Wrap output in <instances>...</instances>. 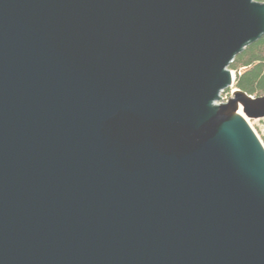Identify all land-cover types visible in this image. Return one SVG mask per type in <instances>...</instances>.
<instances>
[{
	"label": "water",
	"instance_id": "95a60500",
	"mask_svg": "<svg viewBox=\"0 0 264 264\" xmlns=\"http://www.w3.org/2000/svg\"><path fill=\"white\" fill-rule=\"evenodd\" d=\"M257 0H0V264H264V96L230 65Z\"/></svg>",
	"mask_w": 264,
	"mask_h": 264
},
{
	"label": "trees",
	"instance_id": "16d2710c",
	"mask_svg": "<svg viewBox=\"0 0 264 264\" xmlns=\"http://www.w3.org/2000/svg\"><path fill=\"white\" fill-rule=\"evenodd\" d=\"M257 1L264 2V0ZM230 69L237 75L236 89L252 97L264 96V37L238 55L230 65ZM227 92L228 90L224 93Z\"/></svg>",
	"mask_w": 264,
	"mask_h": 264
},
{
	"label": "rangeland",
	"instance_id": "374dc122",
	"mask_svg": "<svg viewBox=\"0 0 264 264\" xmlns=\"http://www.w3.org/2000/svg\"><path fill=\"white\" fill-rule=\"evenodd\" d=\"M233 73L235 74V79H236V73H235V71H233ZM234 89H235V85H234V87L233 88H229V89H227L228 90V92L225 94V93H223L222 94V97H223V100L221 101V102H228V100L232 97V93H233V91H234ZM230 91V92H229ZM225 92V91H224ZM253 98H256V97H253ZM226 99V100H225ZM260 124L261 123H256L255 122V120L253 119L252 121H251V126L253 127V129L257 132V134L259 135V137L261 138V141L264 143V131H263V129L260 127Z\"/></svg>",
	"mask_w": 264,
	"mask_h": 264
},
{
	"label": "built area",
	"instance_id": "2783aa9c",
	"mask_svg": "<svg viewBox=\"0 0 264 264\" xmlns=\"http://www.w3.org/2000/svg\"><path fill=\"white\" fill-rule=\"evenodd\" d=\"M235 75V74H234ZM226 100V99H225ZM256 123H261L260 127L263 129L264 131V118L263 119H259V120H255ZM257 133V132H256ZM258 135V134H257ZM259 136V135H258ZM260 138V137H259ZM261 139V138H260Z\"/></svg>",
	"mask_w": 264,
	"mask_h": 264
}]
</instances>
